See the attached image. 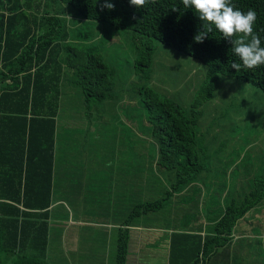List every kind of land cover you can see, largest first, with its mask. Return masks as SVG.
Instances as JSON below:
<instances>
[{
    "label": "trees",
    "instance_id": "obj_1",
    "mask_svg": "<svg viewBox=\"0 0 264 264\" xmlns=\"http://www.w3.org/2000/svg\"><path fill=\"white\" fill-rule=\"evenodd\" d=\"M102 2L0 0V264H49L53 205L69 198L61 197L60 180H73L68 170L62 175L64 162H57V154L75 156L97 146L95 137H87L92 126L85 120L73 124L78 118L68 104L77 99V108H98L112 100L117 83L131 95L122 103L130 104L133 128L142 143L126 140L125 146L118 144L114 157L126 154L130 171L139 169L140 158L148 179L144 201H137L131 215L130 196L119 197V212L113 215L120 222L114 263L144 264L141 254L152 241L146 228H151L171 237L169 253L156 264H259L258 247L250 242L256 237L236 234L246 217L251 222L258 214L264 222V213L258 211L264 208V154L224 152L226 141L215 137L213 128L223 129L227 137L238 134L240 125L230 116L234 102L215 109L216 117L205 121L212 115L206 112L208 103L218 99L221 85L233 84L229 78L264 91V65L242 66L239 72L231 68L232 62L240 61L215 30L203 43H195L202 21L182 0H157L139 9L130 0H109L115 4L111 11H101ZM233 3L243 12H257L254 31L264 46V0ZM189 58L202 65H196L194 79L184 77L186 83L178 89L194 88V100L180 104L154 81L169 76L177 85ZM65 108L72 116L64 115ZM250 117L258 116L251 112ZM118 118L122 131H133L123 114ZM217 154H232L230 169L218 166L222 160ZM250 159L256 161L254 171L240 179V165ZM225 174L230 176L217 187L215 180ZM91 188L92 183L85 190L90 193ZM195 189L200 200L204 192L208 197L205 208L200 203L204 229L194 232L175 221L155 225L153 216H168L175 203L179 216H202L197 198L184 200ZM261 228L253 230L264 234Z\"/></svg>",
    "mask_w": 264,
    "mask_h": 264
},
{
    "label": "rangeland",
    "instance_id": "obj_2",
    "mask_svg": "<svg viewBox=\"0 0 264 264\" xmlns=\"http://www.w3.org/2000/svg\"><path fill=\"white\" fill-rule=\"evenodd\" d=\"M186 61L189 63L182 67V76L180 75L178 77L179 82H176L177 85L173 83L175 78L172 77L169 79V76H166L161 81H154V84L158 86L161 91L170 95H175L177 99H179L177 102L180 104L182 103L180 100L186 101L187 103L191 102L192 99L194 100V88L192 90H188V88L182 90L178 89L183 87V84L186 83L184 77L189 76V79H194V75L198 71L195 66L201 64L193 58L186 59ZM229 80L233 81V84L224 82V84L221 85V90L218 92V99L208 103L206 112L209 114L212 113V115H210L205 122L208 124V122L216 117L215 112H213L215 109L224 106L227 108L229 104L234 102V108L230 109V116L240 125L236 128L238 134L227 137L223 129L213 128L215 137L221 139V141H226L227 147L224 152L234 154H264V126L259 123L260 117H262V121H264V91L239 79L229 78ZM130 97L131 95L126 88L124 89L117 83L115 85L112 100L105 101L102 103V106L98 105V108L93 107L92 109H88L83 104L79 105L77 108V99H75L73 103L70 102L71 104L67 103L69 107H72L70 108L72 113L76 114L78 118L73 124L79 121L78 123L81 125L82 120H85L87 121L86 124L92 126L91 132L87 137L90 139L95 137L97 146L91 147L89 150L85 149L86 151L81 153L88 154L92 152L93 157L89 156V158H86L83 156L82 159L80 158L78 160L74 159L73 155L70 156L69 154H60L58 152L57 162L62 160L64 162L61 171L62 174H64L66 170H69L77 182H79V179H82L83 183H92V189L95 192L94 195L89 192H84L85 187L83 185H74L70 183L71 179L64 177L65 182L62 183L61 197L68 195L69 198L54 205L52 211L49 248L47 252L49 264H115L114 257L117 252L118 243V228H116L115 225H119L120 223L119 221L117 222V216L115 217L116 219L113 217L114 212L116 215L119 212L115 202L120 196L125 200L127 199V195L128 198L130 196L129 212L131 215V209L137 204V201H144V194L142 191L143 184L147 178V172H145V174L142 172L145 168L142 169V161L140 158H137L139 169H132L130 171L131 167H129L128 161H126V159L130 160V158L127 156L125 157L126 154H118L117 161L114 157V154L118 152V144H121L123 147L126 145V140L142 143V139L140 136L136 135V131L133 128V113L130 106L128 107L130 104L122 103L126 100L129 101ZM119 106H121L120 110L118 108ZM70 110L64 109V115L66 117L72 116L70 115ZM251 112L255 113L258 117L251 118ZM139 113L140 110H137V117H139ZM122 114L126 119L124 121L125 125L133 129V131H125V129V132L122 131L123 125H119L118 122V116ZM219 119L216 120L218 123ZM229 121L233 122V120ZM201 129L202 128H200V130ZM212 139H214V136H212ZM141 147L142 146H140V149ZM230 155L232 154H217V159L222 160V163L218 164V166L230 169ZM249 157L251 158V156ZM66 160L77 161L75 163L76 166L72 168ZM255 163V160L250 159L240 165V172L242 174L240 175V179L245 176L246 172L254 171ZM116 164H118V168H116ZM78 168L84 169L74 174L73 169ZM234 174H237V171H235ZM227 176L229 177L230 174ZM227 176L225 174L222 179L218 178L215 180L216 186H222ZM133 180L134 182L132 183ZM153 183H158V179L153 180ZM77 186H79V189L76 188ZM137 193L139 194L134 197ZM190 195L188 198L185 197L184 200H195L197 198L199 200L198 209L200 210V203H202V208H205V203L208 198L205 192L202 194L203 197H201V200L199 199L196 189L193 194ZM67 206L70 208V211L67 209ZM125 209L126 206L124 205L122 210ZM179 209L178 203H175L168 216H164L165 214H156L158 215L156 217L153 216V214L149 216L155 218L156 226H159V224L163 226L166 222L173 224L175 221L176 225L194 229V232L195 229H204L206 219L203 211L200 210L202 216H195L194 213L179 216ZM191 210L193 211V209ZM258 211L259 213H264V208L262 210L259 208ZM256 217L260 218L258 220L259 224H257ZM80 219H82L84 223L80 224ZM250 219L251 218H245V224L239 229L240 232L236 235L237 237L248 236L253 239L256 237L254 241H250L258 247L257 253L255 254V262L259 264L262 262L264 263V234L258 233L257 231L254 232L253 230L254 226L257 227L258 230L262 229L261 227H264V222L261 221L262 219L258 214L255 215V218L251 220V222ZM249 222L250 225H247ZM146 229V234L149 235L152 241L145 246V250L141 254L143 259L142 262L144 264H156L158 259L165 258V255L167 256L169 253L171 237L166 233H158L156 230L151 232L149 230L151 228ZM196 234L200 233H195L194 235ZM141 235H143L142 238H145L144 234ZM238 251L241 254L244 252L240 248ZM260 252L263 254L259 255ZM145 254L148 255V257L145 258Z\"/></svg>",
    "mask_w": 264,
    "mask_h": 264
},
{
    "label": "clouds",
    "instance_id": "obj_3",
    "mask_svg": "<svg viewBox=\"0 0 264 264\" xmlns=\"http://www.w3.org/2000/svg\"><path fill=\"white\" fill-rule=\"evenodd\" d=\"M156 2L157 0H130V5L139 9L147 3ZM182 4L187 9H194L199 20L202 21L203 30H198L193 37L195 43H203L208 34L215 30L231 44L232 53L240 61L232 62L231 68L239 72L242 66L246 69H254L264 65V46L260 35L254 31L257 20V12L254 9L243 12L233 0H182ZM100 8L101 11L104 9L111 11L114 10L115 4L103 0Z\"/></svg>",
    "mask_w": 264,
    "mask_h": 264
},
{
    "label": "crops",
    "instance_id": "obj_4",
    "mask_svg": "<svg viewBox=\"0 0 264 264\" xmlns=\"http://www.w3.org/2000/svg\"><path fill=\"white\" fill-rule=\"evenodd\" d=\"M83 156H85L86 158H89V154H75V156H73V158L74 159H82L83 158ZM77 161H71V164H72V168H74L75 166H76V163ZM88 166H90V165H88ZM81 169H84V168H78V169H73V171H74V174H76V173H78V171H80ZM67 171V170H66ZM65 171V172H66ZM69 171V170H68ZM64 172V174H62V175H66V173ZM89 172H90V169H89ZM64 177H68L69 178V176H62L61 177V182H64L65 181V178ZM73 178V180H70V182H74V183H76V184H78V185H81V182H82V179H79V182H77V180H75L74 179V177H72ZM70 179V178H69ZM91 184V183H90ZM90 184H87V182H85V184H84V187H86V186H89ZM84 192H87L86 190H84ZM94 190L91 188V190H90V193L91 194H93L94 195ZM121 200V199H120ZM119 200V198L117 199V201L115 202V205H117L118 203H120L121 201ZM124 200V199H123ZM54 206V205H53ZM79 223L80 224H82V223H84V221L82 220V219H80V221H79ZM116 226V228H118L119 227V225L117 224V225H115ZM80 244V243H79Z\"/></svg>",
    "mask_w": 264,
    "mask_h": 264
}]
</instances>
